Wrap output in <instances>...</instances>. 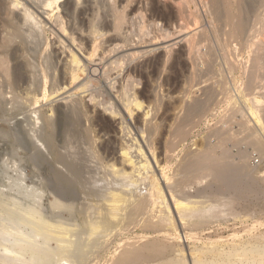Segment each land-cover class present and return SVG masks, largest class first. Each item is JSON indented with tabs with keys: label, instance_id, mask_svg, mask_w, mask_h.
Returning <instances> with one entry per match:
<instances>
[{
	"label": "bare ground",
	"instance_id": "obj_1",
	"mask_svg": "<svg viewBox=\"0 0 264 264\" xmlns=\"http://www.w3.org/2000/svg\"><path fill=\"white\" fill-rule=\"evenodd\" d=\"M65 1L0 0V264H264V231L248 225L264 208V0H70L78 38L64 17L46 22ZM85 74L88 102L35 108L49 83L63 96Z\"/></svg>",
	"mask_w": 264,
	"mask_h": 264
},
{
	"label": "rangeland",
	"instance_id": "obj_2",
	"mask_svg": "<svg viewBox=\"0 0 264 264\" xmlns=\"http://www.w3.org/2000/svg\"><path fill=\"white\" fill-rule=\"evenodd\" d=\"M70 0H67V1H65V3L63 2L62 4H60L61 5V7H60V10H55L54 12H52L50 15L52 16V14L54 13L55 14V16H54V18L52 19V20H48L47 19V24H48V26H53V28L56 26L55 25V23H53V22H56L57 21V17H59V16H61V17H64L65 18V20L67 21V22H69L68 23V26H70L71 24L73 25V22L71 23L70 22V19L69 18H67V17H65L66 16V12H65V9H64V5L67 3V2H69ZM71 2H74V3H77V1L76 0H71ZM94 2H96V1H94V0H92L91 1V3L93 4V6L92 7H94L95 5V3ZM80 7H82V6H80ZM83 7L84 8H82L83 10L87 7L86 6V4H83ZM200 8V7H199ZM81 9V8H80ZM42 9H36V11H38V13L39 14H41V16L42 17H44L45 19L47 18V16L46 15H44V13H42L43 11H41ZM195 10V9H194ZM64 13V14H63ZM59 15V16H58ZM175 18H174V20L175 21H177L179 24L181 23V22H183V20H181V18L175 13ZM185 20V19H184ZM50 21V22H49ZM70 26L69 28H68V32L69 33H71V28L72 27H74V29L76 28V30H75V33H76V31H77V33L75 34V36L78 38V37H80V35H81V33L82 32H78V31H80V30H78V28L77 27H75V24L73 25V26ZM130 29H131V27H130ZM133 29H136V27L135 28H133ZM130 34V33H129ZM78 35V36H77ZM81 36H84V37H86L85 36V34L84 33H82V35ZM48 37H49V41H50V47H52L51 48V50H50V52L52 51V52H55V51H58L59 53H61L60 52V49H61V47H60V44L59 43H57L58 42V40L57 39H54V37H52V35H51V31H49L48 32ZM176 37L177 38H179L177 35H176ZM176 37H175V39H176ZM57 41V42H56ZM176 41L178 42V41H180V39H176ZM175 41V42H176ZM56 42V43H55ZM70 43V42H69ZM75 46H77V45H75ZM76 48V47H75ZM75 48H73V49H75ZM77 51V52H76ZM57 52V53H58ZM75 52L77 53V57L79 58V59H83L84 61H85V59H86V55H84V54H81V53H78L79 52V50H78V48H76L75 49ZM58 53V54H59ZM60 55V56H59ZM59 55H57V57H59L61 60H65V59H69L68 57H70V55L69 54H67V58H65L66 57V55L65 56H62L61 54H59ZM64 58V59H63ZM86 62V61H85ZM62 64V63H61ZM86 77V74H85V76L84 77H82L81 78V80L79 79V80H77V82H75V84L73 83L71 86H70V83H67V88H66V91H63V93H65L66 92V94H64L63 96H59V95H56V96H54V97H50V93H51V87H50V83L47 85V93L48 94H45V93H43V95L41 94H39L38 95V98L36 99V104H35V108L36 109H39V110H41L42 112H43V114H44V116H49L50 114H51V103H52V105H54V106H59V105H64V103L65 102H63V101H61V99L63 98V97H68L69 96V93L71 94V93H76L77 94V98H78V100L80 99V100H82V99H86L85 101L86 102H88L89 101V98H88V96L90 95L89 93L90 92H86L85 90H81V89H79V88H81V85L83 84V79ZM0 79H2V80H0L1 82H3V78H0ZM240 83V82H239ZM0 84H2V83H0ZM153 84V85H152ZM151 84V86H157L155 83H152ZM20 88L18 87V89H19V91L20 90H23V88H24V86H26V85H24L23 86V84L21 83L20 85ZM23 87V88H22ZM50 87V88H49ZM142 89H143V87H142V85H140L139 87H137L136 88V90L137 91H142ZM5 90V89H4ZM69 90V91H68ZM157 90V89H156ZM175 91V90H174ZM174 91H172V90H170V89H168V87L167 88H165V95H167L169 92H171V94H172V96L174 95V97H177L179 94L178 93H175ZM7 92H8V90H7ZM68 92V93H67ZM62 93V94H63ZM237 94V92H235V95ZM75 97V98H76ZM50 98V99H49ZM76 98V99H77ZM165 102H170L169 101V98H168V96L165 98V100H164ZM235 102V100H233L232 101V103H234ZM147 106H148V103H145L144 105H143V108H142V110H137V112L134 114V116L135 117H137L138 115L139 116H143V114L146 112L145 110L147 109ZM100 109H99V112L105 117V119H107V120H109V121H112V118H113V120H114V117L113 116H111V114L108 112V113H104L103 112V108H101V107H99ZM173 109H174V105L173 104H170L169 103V113H168V116H169V118L168 119H170L171 117H172V114H174V111H173ZM143 110H144V112H143ZM228 110V107L227 108H224V109H222L220 112H219V117H221L224 113H225V111H227ZM142 114V115H141ZM123 115H125V117H127V119H129V121H130V118L127 116V114H126V112L123 110ZM92 116H94V115H92ZM111 117V118H110ZM111 119V120H110ZM119 121H121V119H120V117H117L115 120H114V122H115V125H118L120 122ZM217 121H216V119H213V118H210V119H208L207 121H204V122H202V124L197 128V130L193 133L194 135H192L191 136V138L188 140V142L185 144V146L184 147H182V149L180 150V156H183L187 151H196L197 149H200L202 146H203V144H204V142H205V140H206V135H208V131H211V129H212V127H214L215 126V123H216ZM116 123H118V124H116ZM133 125V124H132ZM235 129H237L236 127H235ZM120 136V135H119ZM137 136L139 137V140L141 141V143H143V140H142V137H140V135H138L137 134ZM121 137V136H120ZM120 137H118L117 136V138L115 139V146L116 147H119L120 146V144L121 143H119V141L121 142V139H120ZM104 140H107V138H105ZM234 141H236V140H234ZM232 142L233 141H231V143H229V145H232ZM234 143V142H233ZM118 145V146H117ZM244 145V144H243ZM243 145H241V148H244V146ZM236 151H238V149L236 148H234L233 149V151H232V153H231V155H234V154H237V152ZM148 152V151H147ZM22 155V154H21ZM117 156H119L120 157V154H118ZM150 156V155H149ZM235 156V155H234ZM257 159H259V158H257ZM152 160V159H151ZM258 160H256V162H257ZM260 162H261V159H260ZM26 162H22L21 163V169L23 170H21L22 172H20L22 175L24 174V178H26V180H27V182H28V180L30 181V179L31 178H33V175L34 174H36L37 172H36V170H34V169H32L31 168V166H29L30 164L29 163H26ZM154 164V163H153ZM173 165H174V163H172ZM171 164V166H173ZM260 164V163H259ZM31 168V169H30ZM33 172V173H32ZM26 175V176H25ZM37 179H38V181H39V183H41L42 181L40 180V178H36L35 180L37 181ZM37 181V182H38ZM27 182H25V184H28ZM38 183V184H39ZM24 184V185H25ZM211 184V182H207L206 184H200V185H195L193 188H191V189H188L187 190V192L190 194V195H194L195 193H196V191L198 190V188L199 189H202V188H205L206 186H209ZM164 185V184H163ZM202 187V188H201ZM7 189V190H6ZM9 189L8 188H4V193L5 194H8V191ZM10 192V191H9ZM11 193V192H10ZM48 195V194H47ZM44 200L46 201L45 203H48L50 200H52V196H46L45 195V198H44ZM171 205H172V201H171ZM241 207V208H240ZM242 207H243V205L242 204H237L236 206H235V211L236 212H239V213H242ZM251 208V207H250ZM253 208V207H252ZM252 208H251V215H253V217H254V219H255V221H257V223H255L254 224V219L253 218H251V219H249V222H248V225H249V227L251 226V229H253V231H255L256 233H258V232H260V231H264V208L262 209L261 207H256V208H253V210H252ZM176 214V213H175ZM177 220H178V218H177ZM255 226H254V225ZM181 225V224H180ZM179 225V226H180ZM242 227V224H238V227ZM252 226H254V227H252ZM180 229H181V238H182V241L184 242V245L186 246V247H188L189 245H190V241L187 239V234H186V232L185 231H183L184 229L182 228V226H180ZM254 232V233H255ZM203 236H205V237H203ZM203 236H201V238L205 241V240H207V238H208V234L205 232V233H203ZM207 237V238H206ZM147 238H150V239H152V236H148ZM173 244H175L173 241H171ZM170 242V243H171ZM188 242V243H187ZM171 243V244H172ZM185 243H187V245L185 244Z\"/></svg>",
	"mask_w": 264,
	"mask_h": 264
},
{
	"label": "built area",
	"instance_id": "obj_3",
	"mask_svg": "<svg viewBox=\"0 0 264 264\" xmlns=\"http://www.w3.org/2000/svg\"><path fill=\"white\" fill-rule=\"evenodd\" d=\"M258 163V162H257ZM259 163H262V165H264V161L260 162V159H259Z\"/></svg>",
	"mask_w": 264,
	"mask_h": 264
}]
</instances>
